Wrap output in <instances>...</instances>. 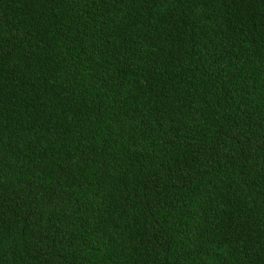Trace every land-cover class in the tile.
<instances>
[{
  "label": "trees",
  "instance_id": "1",
  "mask_svg": "<svg viewBox=\"0 0 264 264\" xmlns=\"http://www.w3.org/2000/svg\"><path fill=\"white\" fill-rule=\"evenodd\" d=\"M0 264H264V0H0Z\"/></svg>",
  "mask_w": 264,
  "mask_h": 264
}]
</instances>
